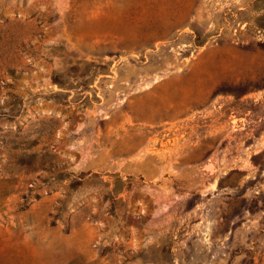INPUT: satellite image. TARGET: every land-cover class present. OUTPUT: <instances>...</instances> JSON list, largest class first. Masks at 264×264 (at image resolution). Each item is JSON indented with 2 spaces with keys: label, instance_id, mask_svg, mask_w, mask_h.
I'll use <instances>...</instances> for the list:
<instances>
[{
  "label": "rangeland",
  "instance_id": "obj_1",
  "mask_svg": "<svg viewBox=\"0 0 264 264\" xmlns=\"http://www.w3.org/2000/svg\"><path fill=\"white\" fill-rule=\"evenodd\" d=\"M0 264H264V0H0Z\"/></svg>",
  "mask_w": 264,
  "mask_h": 264
}]
</instances>
